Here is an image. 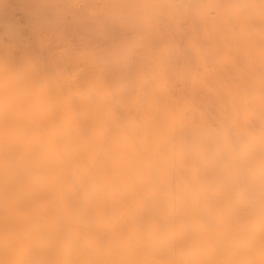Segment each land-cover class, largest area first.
Returning <instances> with one entry per match:
<instances>
[{
	"label": "clouds",
	"instance_id": "1",
	"mask_svg": "<svg viewBox=\"0 0 264 264\" xmlns=\"http://www.w3.org/2000/svg\"><path fill=\"white\" fill-rule=\"evenodd\" d=\"M0 264H264V0H0Z\"/></svg>",
	"mask_w": 264,
	"mask_h": 264
}]
</instances>
